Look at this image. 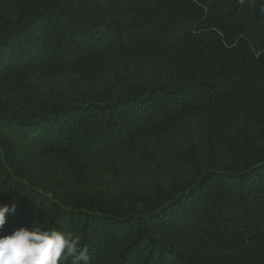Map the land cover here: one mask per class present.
I'll return each mask as SVG.
<instances>
[{"label": "trees", "instance_id": "16d2710c", "mask_svg": "<svg viewBox=\"0 0 264 264\" xmlns=\"http://www.w3.org/2000/svg\"><path fill=\"white\" fill-rule=\"evenodd\" d=\"M197 114L137 195L52 187L18 147L77 173ZM0 205V236L79 234L89 264H264V0H0Z\"/></svg>", "mask_w": 264, "mask_h": 264}, {"label": "rangeland", "instance_id": "374dc122", "mask_svg": "<svg viewBox=\"0 0 264 264\" xmlns=\"http://www.w3.org/2000/svg\"><path fill=\"white\" fill-rule=\"evenodd\" d=\"M150 63L146 61L145 66L138 69L144 73L150 71L153 68V64ZM122 66L125 67L126 65L122 64ZM126 71H131V68ZM71 81V79L59 77L54 80V84L62 87L70 84L74 88ZM203 120L205 117L198 114L189 117L181 121L175 128L161 135L146 138L140 144L123 152L90 161L87 170L77 173H73L67 163L61 159L46 158L25 145L18 144V147L22 155H27L33 162L31 165L39 178L52 187L61 190L66 187H74L75 189H82V191L85 189L91 193L105 190L112 195L121 193L137 195L136 192H145L155 180H165L162 175H159L161 173L171 179V171L178 168V165L170 162L169 153L175 146L187 144L190 136L198 135L204 127ZM140 147L145 151L153 150L158 154L164 163L163 171L161 164L150 162L144 154L145 152H139ZM165 164H171V168H166Z\"/></svg>", "mask_w": 264, "mask_h": 264}, {"label": "clouds", "instance_id": "9594fccd", "mask_svg": "<svg viewBox=\"0 0 264 264\" xmlns=\"http://www.w3.org/2000/svg\"><path fill=\"white\" fill-rule=\"evenodd\" d=\"M12 211L15 206H12ZM8 205H0V229L6 223ZM89 264L88 248L79 234L55 228L20 227L10 235L0 236V264Z\"/></svg>", "mask_w": 264, "mask_h": 264}]
</instances>
